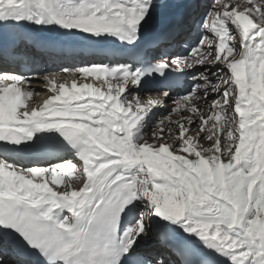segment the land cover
Segmentation results:
<instances>
[{"label":"snow or ice","instance_id":"obj_1","mask_svg":"<svg viewBox=\"0 0 264 264\" xmlns=\"http://www.w3.org/2000/svg\"><path fill=\"white\" fill-rule=\"evenodd\" d=\"M159 7L0 0V51L107 57L29 72L0 57V260L169 264L141 250L151 236L180 264H264V0H216L186 53L152 62ZM199 7L184 5L169 37ZM41 78L48 98L29 107Z\"/></svg>","mask_w":264,"mask_h":264},{"label":"bare ground","instance_id":"obj_2","mask_svg":"<svg viewBox=\"0 0 264 264\" xmlns=\"http://www.w3.org/2000/svg\"><path fill=\"white\" fill-rule=\"evenodd\" d=\"M185 1L186 0H160L161 7L157 9V12L155 16L153 17V20L150 23L149 28L146 30V36L148 38H157V36L159 37L158 46L149 49V59H151L153 62L157 60L159 57H161L162 54L165 52L168 53L169 57L177 55V54L186 53L188 47L194 44V42H196V40L198 39L200 33L198 31L197 26L199 25V23L195 24L192 31L190 32L191 21L188 20L187 17H185V21H186L185 27L177 31L175 35L171 37H169L168 35L173 21L179 18V17H174V15H176L178 11L181 12V10H179L178 8ZM212 1H215V0H212ZM199 2H200V7H202L204 12L208 11L210 8L214 6V4H216V1L212 5L211 4L203 5L204 0H201ZM184 12L185 11H183L182 13ZM196 13H199V12H196ZM169 22L171 23L169 24ZM160 25L162 27H160ZM164 25L166 26L165 28H168V29L164 30ZM84 44L89 45L91 44V41H85ZM53 46L55 47V49L49 54H45L43 51H38L34 47H31L30 45H24L23 48H14L12 52L10 53L0 52V57H2L3 60L5 61V58L8 57L9 55L10 56L11 55L22 56L26 58V61H24V63L29 68L31 69L41 68L39 67V65L41 64L43 69H48V70H56L61 67H74V66H78L80 63H87L89 61L90 62H94V61L107 62V57L91 55L90 54L91 50L84 46L77 45L70 49H62L58 45H53ZM108 46L113 47L114 45H112V42L109 41ZM161 46L162 48L158 50L159 47ZM68 54H70L71 58H66ZM35 58H38V60L35 61ZM6 65L8 66L9 70L23 71L22 68L17 67V66L15 67L11 66L7 64V62H6ZM65 78L69 79L71 78V76H67L66 74L61 75L60 81L62 82ZM88 80L93 81L94 78L88 77ZM6 83L10 84L11 82L8 81ZM187 83L188 82L185 81V88L187 87ZM29 90H34L33 97L29 99L28 101H26L29 107L42 105L44 99L48 98V93L45 91L42 78L40 81H33V83L29 85ZM36 93H44L42 95H44L45 98L41 99V95H36ZM156 94H157L156 92L152 93V95H156ZM167 107L169 108L172 107L171 102L168 103ZM164 111L165 110L162 109L160 114H162ZM205 146H208V145L205 144ZM183 238L185 240L191 239L190 237H186V236H184ZM147 240L149 241V243H147L146 246H149V244H154V243L156 244L150 247H144L143 245H141L142 251L152 255L153 257L157 255H161L167 261H169V264H179L180 263V260L177 258V256L174 255L173 252L170 251L168 247H165L164 245H162L159 239H155L149 236ZM0 264H14V255L9 254V255L4 256L2 260H0Z\"/></svg>","mask_w":264,"mask_h":264},{"label":"rangeland","instance_id":"obj_3","mask_svg":"<svg viewBox=\"0 0 264 264\" xmlns=\"http://www.w3.org/2000/svg\"><path fill=\"white\" fill-rule=\"evenodd\" d=\"M199 1H201V0H186L185 2H183L179 7L180 8H178L179 10H181V12H177L176 13V15H178V16H176V15H174V17H180L181 16V14H182V12L183 11H185V8H184V5H186V4H189V3H196V4H199L200 5V2ZM216 1V0H215ZM215 1H212V0H204V3H203V5L204 4H214L215 3ZM196 12H199V13H196L195 14V24H197V23H200L199 21H201V19H202V17H203V14L206 12H204L203 11V9H202V7H199L198 9H197V11ZM203 13V14H202ZM173 17V18H174ZM168 22V21H167ZM171 22H172V20H171ZM171 22H169V24L171 23ZM168 24V25H169ZM191 25H190V32L192 31V29H193V27H194V25L195 24H193L192 22L190 23ZM160 27H162L161 25H160ZM166 26L164 25V30H166V29H168V28H165ZM166 47V46H165ZM162 48V46L161 47H159V49L158 50H160ZM161 54V53H160ZM159 54V55H160ZM90 62V61H89ZM88 63V62H87ZM40 67H42V65H40ZM73 77H71V78H69V81L72 79ZM78 79H79V76L77 77ZM86 81L87 82H92V81H89L88 80V78H86ZM81 82H84V80H81ZM147 243H149V241L148 240H146L142 245L144 246V247H150V246H153L154 244H156V243H154V244H149V246H146L147 245Z\"/></svg>","mask_w":264,"mask_h":264}]
</instances>
